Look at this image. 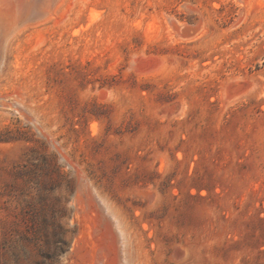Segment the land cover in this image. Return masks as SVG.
<instances>
[{
  "label": "rangeland",
  "instance_id": "rangeland-1",
  "mask_svg": "<svg viewBox=\"0 0 264 264\" xmlns=\"http://www.w3.org/2000/svg\"><path fill=\"white\" fill-rule=\"evenodd\" d=\"M254 1H0V264H264Z\"/></svg>",
  "mask_w": 264,
  "mask_h": 264
},
{
  "label": "bare ground",
  "instance_id": "bare-ground-1",
  "mask_svg": "<svg viewBox=\"0 0 264 264\" xmlns=\"http://www.w3.org/2000/svg\"><path fill=\"white\" fill-rule=\"evenodd\" d=\"M1 1V0H0ZM7 1H9V0H7ZM236 2H238V3H240L241 5H248V4H250V0H235ZM254 2H256V5L258 6H260L262 3H264V0H257V1H254ZM9 3V2H8ZM11 3V2H10ZM0 4H2V3H0ZM6 3H4L3 5H5ZM7 5V4H6ZM251 5V4H250ZM8 7H9V5H8ZM47 10V9H46ZM5 12V11H4ZM192 28H190V27H187V26H183V25H178L177 27H176V32H177V34L178 35H182V36H188V37H191V36H193V35H195V33L197 32V31H199L200 30V26H197V30H195V32H193L192 30H191ZM1 49V48H0ZM103 203V202H102ZM100 204V203H99ZM103 206V205H102ZM103 210V209H102ZM106 211V210H105ZM108 211V210H107ZM78 213V212H77ZM108 214V213H107ZM107 217H109V219H110V223L112 224H115V220L112 218V216H109V215H107ZM117 226V225H116ZM117 227H119V226H117ZM118 229V228H117ZM74 250V249H73ZM102 254V253H101ZM117 254H119V252H117ZM120 255H118V257H119ZM120 258H122V257H120ZM120 262H121V260H120ZM120 264H122V262L120 263ZM124 264V263H123Z\"/></svg>",
  "mask_w": 264,
  "mask_h": 264
},
{
  "label": "water",
  "instance_id": "water-1",
  "mask_svg": "<svg viewBox=\"0 0 264 264\" xmlns=\"http://www.w3.org/2000/svg\"><path fill=\"white\" fill-rule=\"evenodd\" d=\"M196 28H197V27H192L191 30H192L193 32H195V30H197Z\"/></svg>",
  "mask_w": 264,
  "mask_h": 264
}]
</instances>
